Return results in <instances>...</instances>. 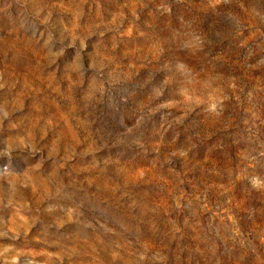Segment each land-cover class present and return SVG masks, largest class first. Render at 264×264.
Here are the masks:
<instances>
[{
    "label": "rangeland",
    "instance_id": "rangeland-1",
    "mask_svg": "<svg viewBox=\"0 0 264 264\" xmlns=\"http://www.w3.org/2000/svg\"><path fill=\"white\" fill-rule=\"evenodd\" d=\"M0 264H264V0H0Z\"/></svg>",
    "mask_w": 264,
    "mask_h": 264
}]
</instances>
